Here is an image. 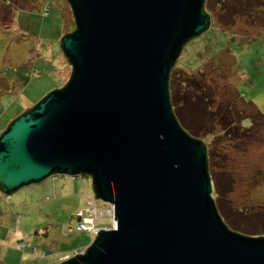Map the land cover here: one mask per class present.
Masks as SVG:
<instances>
[{
  "label": "water",
  "instance_id": "95a60500",
  "mask_svg": "<svg viewBox=\"0 0 264 264\" xmlns=\"http://www.w3.org/2000/svg\"><path fill=\"white\" fill-rule=\"evenodd\" d=\"M66 1L76 29L58 42L70 78L0 135V193L91 180L112 226L58 264H264V237L222 221L206 146L169 100L182 49L211 26L205 0Z\"/></svg>",
  "mask_w": 264,
  "mask_h": 264
},
{
  "label": "rangeland",
  "instance_id": "374dc122",
  "mask_svg": "<svg viewBox=\"0 0 264 264\" xmlns=\"http://www.w3.org/2000/svg\"><path fill=\"white\" fill-rule=\"evenodd\" d=\"M204 9L210 30L187 42L175 63L182 61L177 116L206 146L211 195L225 225L264 237V119L251 118V106L264 115V0H205ZM75 28L66 0H0V134L66 85L71 67L58 41ZM244 118L253 124L243 128ZM88 205L110 206L85 176L0 193V264H58L83 253L95 237L74 227ZM109 218L95 224L111 227Z\"/></svg>",
  "mask_w": 264,
  "mask_h": 264
},
{
  "label": "trees",
  "instance_id": "16d2710c",
  "mask_svg": "<svg viewBox=\"0 0 264 264\" xmlns=\"http://www.w3.org/2000/svg\"><path fill=\"white\" fill-rule=\"evenodd\" d=\"M76 29V28H75ZM210 30V29H209ZM208 30V31H209ZM207 31V32H208ZM206 32V33H207ZM200 37V36H199ZM198 38V37H197ZM196 39V38H195ZM195 39H193V40H195ZM192 41V40H191ZM190 42V41H189ZM182 51L184 52V49H182ZM181 59V58H180ZM180 62H182V61H180ZM180 62H178V64H177V66L175 65V67L170 71V74H169V80H168V91H169V100H170V104H171V108H172V112H173V114H174V117L176 118V120H177V122H178V124H179V126L191 137V138H194V139H197L196 137H194V135H191L190 133H188L183 127H182V125L180 124V121H179V118H178V116H177V113H178V110H177V108H178V101H176V96H175V91L176 90H178V85H179V81H178V78L180 77V75H179V72L177 71V69H180ZM182 64V63H181ZM184 66V65H183ZM189 68V70L191 69V71H192V68H190V66L188 67ZM190 78V77H189ZM192 81V80H191ZM192 83V82H191ZM175 93V94H174ZM178 97V96H177ZM182 98H184V97H182ZM185 104V103H184ZM187 104V103H186ZM246 104H248V103H246ZM250 105V104H249ZM251 106V105H250ZM251 111H252V116H251V118H252V121H257V120H260V118H262V119H264V115H262V114H260L257 110H255L252 106H251ZM246 118H248V117H246ZM246 118H244V119H242V121H241V125L243 126V128H245V127H247V125H249V126H251L252 124H253V122H251V119L249 118V120H250V123L248 124V123H245V120H246ZM230 126V125H229ZM231 128H233L234 130H232ZM236 128H238V127H235V125L234 126H231L230 128H229V131H228V133L230 132L231 134H232V132H236L237 131V129ZM4 132V131H3ZM229 133V134H230ZM2 134V133H1ZM0 134V135H1ZM196 136V135H195ZM205 136H206V134H205ZM197 140H200V139H197ZM201 141V140H200ZM207 154V161H208V158H209V155H208V152L206 153ZM208 164H209V162H208ZM208 174H209V176H210V173H209V168H208ZM210 178H211V176H210ZM218 188V182H217V184H215V189H217ZM216 194H218V193H216ZM215 203V202H214ZM216 206V209H217V211H218V213H219V210H218V207H217V205H215ZM237 213L236 214H238V213H242V211L241 212H239V211H236ZM219 215H220V217H221V219H222V221H224V217H223V215H221L220 213H219ZM247 215V214H246ZM225 222V221H224ZM227 226V225H226ZM227 227H230L231 229H232V231L234 232H242V234L243 233H245V232H243V230H242V228H241V226L240 225H238V224H236V223H229L228 224V226ZM245 234H248V235H251V236H253V235H255V234H249V233H245ZM249 237V236H248Z\"/></svg>",
  "mask_w": 264,
  "mask_h": 264
},
{
  "label": "built area",
  "instance_id": "2783aa9c",
  "mask_svg": "<svg viewBox=\"0 0 264 264\" xmlns=\"http://www.w3.org/2000/svg\"><path fill=\"white\" fill-rule=\"evenodd\" d=\"M87 208V207H86ZM112 206H109L107 210H99L95 206L88 205V208L76 213V218L78 219L77 224L74 229L78 232H86L91 237H96L98 232L102 229H107L108 227H100L95 224L96 221L100 219H104L107 215H109V219L112 220ZM113 222V221H112ZM71 257L60 258L59 261L63 262Z\"/></svg>",
  "mask_w": 264,
  "mask_h": 264
},
{
  "label": "crops",
  "instance_id": "0c3cea01",
  "mask_svg": "<svg viewBox=\"0 0 264 264\" xmlns=\"http://www.w3.org/2000/svg\"><path fill=\"white\" fill-rule=\"evenodd\" d=\"M59 260V259H58ZM55 264V263H54Z\"/></svg>",
  "mask_w": 264,
  "mask_h": 264
}]
</instances>
